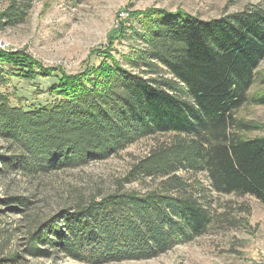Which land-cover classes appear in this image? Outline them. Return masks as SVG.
I'll list each match as a JSON object with an SVG mask.
<instances>
[{
  "label": "trees",
  "instance_id": "1",
  "mask_svg": "<svg viewBox=\"0 0 264 264\" xmlns=\"http://www.w3.org/2000/svg\"><path fill=\"white\" fill-rule=\"evenodd\" d=\"M28 9L29 0H12L3 22L21 21ZM138 17L129 53L107 54L75 73L0 50V224L6 211L22 214L31 203L9 192L18 176L33 183L166 135L113 189L31 221L20 249L0 263L19 253H60L88 264L151 259L220 221L217 195L264 204V135H245L259 126L237 116L249 101L264 104V94H249L264 59V6L211 18L181 9ZM4 65L25 80L58 72L57 83L42 91L52 100L26 106L1 90L9 82ZM133 182L142 188L126 187Z\"/></svg>",
  "mask_w": 264,
  "mask_h": 264
},
{
  "label": "rangeland",
  "instance_id": "2",
  "mask_svg": "<svg viewBox=\"0 0 264 264\" xmlns=\"http://www.w3.org/2000/svg\"><path fill=\"white\" fill-rule=\"evenodd\" d=\"M11 2L0 0V50L17 52L45 67L60 66L68 73L81 70L86 62L98 64L110 53L119 59L122 54L129 53L137 44L131 35L132 26H138V16L148 9H181L201 18H211L250 5L264 6V0H29V9L21 21L3 22L2 14ZM122 34L125 37L120 40L113 38ZM4 68L8 71L9 82L1 90L16 93L26 106L52 100L53 97L42 91L57 83L58 72L48 78L25 80L18 77L15 70L6 65ZM256 76L250 96L264 94V59ZM10 99L15 102V98ZM237 116L259 126L245 135H264V104L249 101L237 110ZM165 137L156 135L140 139L107 159L49 173L33 183L18 176L9 192L29 198L31 203L22 214L6 211L2 216L0 227L7 231L0 234V258L20 249L25 226L31 221L54 214L78 196L113 189L133 160ZM126 187L140 189L142 185L133 182ZM3 193L0 190V196ZM215 199L217 210L223 215L203 235L177 244L151 259L106 264H264V204L250 195L220 194ZM0 264L88 263L77 262L60 253L53 258H32L19 253L11 263Z\"/></svg>",
  "mask_w": 264,
  "mask_h": 264
}]
</instances>
